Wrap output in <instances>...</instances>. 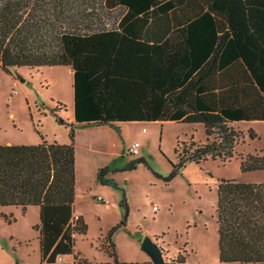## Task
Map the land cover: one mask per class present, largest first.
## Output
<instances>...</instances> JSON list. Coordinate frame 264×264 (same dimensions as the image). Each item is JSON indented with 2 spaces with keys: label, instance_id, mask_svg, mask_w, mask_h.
I'll return each instance as SVG.
<instances>
[{
  "label": "trees",
  "instance_id": "16d2710c",
  "mask_svg": "<svg viewBox=\"0 0 264 264\" xmlns=\"http://www.w3.org/2000/svg\"><path fill=\"white\" fill-rule=\"evenodd\" d=\"M98 5V12L122 10L115 24L95 25L96 8L85 16L84 8L72 12L84 21L65 23L67 0H0L4 72L21 66H69L73 72L69 142H49L38 133L37 144L0 145V208L38 207L34 229L41 264H54L62 255L73 257L63 264H151L118 260L112 236L119 225L102 243L111 262H87L75 253L76 236L88 229L74 212L77 127L202 123L205 142L191 137L180 152L175 148L176 161L166 175L153 171L169 183L189 162L233 158L234 123L264 121V0H99ZM248 134L257 136L253 130ZM261 152L241 154L240 170H264ZM142 163L135 157L124 169ZM111 170L99 168L96 181L115 186L106 176ZM122 205L127 210L125 198ZM125 220L126 212L120 223ZM216 223L220 262L264 264V182L220 179ZM187 257L178 252L171 263Z\"/></svg>",
  "mask_w": 264,
  "mask_h": 264
},
{
  "label": "rangeland",
  "instance_id": "374dc122",
  "mask_svg": "<svg viewBox=\"0 0 264 264\" xmlns=\"http://www.w3.org/2000/svg\"><path fill=\"white\" fill-rule=\"evenodd\" d=\"M67 1L69 10L65 23L84 21L80 17L96 8L92 12L100 14V20H96L95 25L112 26L122 13L121 9L98 12L99 0ZM81 8L85 9L84 14L74 16ZM59 103L65 109H60ZM73 123V74L70 68L21 66L8 74L0 67V145L6 142L37 144L38 133L66 144L69 142V125ZM117 126H109L112 136L118 139L121 149L126 150L111 162L115 172L106 174L115 186L96 182L88 172L80 179L75 194L74 212L88 225L86 233L75 239L78 257L87 262H111L112 259L102 251V243L110 229L119 225L112 240L120 261L153 264L150 256L140 248L141 240L148 235L159 241L167 263L180 252L188 255L182 264H236L219 261L216 184L222 178L264 182V170L242 172L239 159L241 154L264 152V121L234 123L232 126L238 131V137L233 158L225 161L208 158L199 164L189 162L169 183L157 178L153 171L166 175L171 169L170 162L176 161L175 148L180 152L191 137L197 143L205 142L203 124L152 121ZM249 130L257 136L251 138ZM134 142L140 144L136 156L127 152ZM110 149L118 152L117 146ZM81 152L92 157L89 163L81 162L83 167L91 166L101 157L97 151L87 153L81 149ZM135 157H142L144 163L131 170L124 169ZM84 184L88 187L82 186ZM98 196L104 200H98ZM124 198L127 210L122 205ZM26 209L24 215L20 207L0 208V264H41L38 234L34 229L39 222V209L35 206ZM125 212L126 220L121 224ZM3 214L14 217L15 221L8 222ZM72 258V255L65 259L59 257L54 264Z\"/></svg>",
  "mask_w": 264,
  "mask_h": 264
},
{
  "label": "crops",
  "instance_id": "0c3cea01",
  "mask_svg": "<svg viewBox=\"0 0 264 264\" xmlns=\"http://www.w3.org/2000/svg\"><path fill=\"white\" fill-rule=\"evenodd\" d=\"M64 67L70 68L69 66H64ZM71 71H72V69H71ZM72 74H73V72H72ZM73 120H74V116H73ZM119 124H122V123H118V125ZM44 137L49 142L54 141V139L49 140L46 136H44ZM40 141H41V139H39V141L37 143H39ZM6 143L9 144V142H6ZM116 146L118 148L117 153L110 149V147H116ZM81 149H83V151H88L87 153H89V151H90V153H92V151H94V152L97 151L98 153L101 154L100 155L101 157H99L97 159V161L92 163L91 166H89V164H86L83 167L81 165V162L82 163H84V162L89 163V161L92 160V157H87L88 154H84L83 152H81ZM79 150H80V153H79ZM125 150H126L125 148L121 149V144H119L118 139H116V137L112 136V131L110 130V127L107 125L78 127L75 130V175H76L75 194L78 192L77 188H79V186L81 184L80 179L82 177L84 178L86 176V174L89 172L91 175L94 176V178H96L97 171L99 168H101L105 165L111 166V162L114 160L116 155H123V153H125ZM111 169L112 170L109 172H112V173H114L116 170L112 166H111ZM82 186L88 187V184H84ZM98 197H101V196H98ZM75 202H76V200H75ZM2 209H5V208H2ZM27 210L28 209H26L25 212L23 213L24 215L27 213ZM11 212L13 213V211H11ZM154 241H156L157 244L159 242L157 239H154ZM66 256H68V255H62L60 257L65 259ZM72 261H73V258L71 261H65L64 263H69Z\"/></svg>",
  "mask_w": 264,
  "mask_h": 264
},
{
  "label": "water",
  "instance_id": "95a60500",
  "mask_svg": "<svg viewBox=\"0 0 264 264\" xmlns=\"http://www.w3.org/2000/svg\"><path fill=\"white\" fill-rule=\"evenodd\" d=\"M140 248L151 258L153 264H174L167 263L159 245L150 236L146 235L140 242Z\"/></svg>",
  "mask_w": 264,
  "mask_h": 264
},
{
  "label": "built area",
  "instance_id": "2783aa9c",
  "mask_svg": "<svg viewBox=\"0 0 264 264\" xmlns=\"http://www.w3.org/2000/svg\"><path fill=\"white\" fill-rule=\"evenodd\" d=\"M139 142H134L129 148H128V154L132 156H136L139 153ZM98 200L103 201L104 199L102 197H98ZM63 264V263H62Z\"/></svg>",
  "mask_w": 264,
  "mask_h": 264
}]
</instances>
